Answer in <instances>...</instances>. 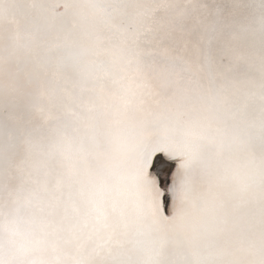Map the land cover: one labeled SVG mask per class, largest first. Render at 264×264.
I'll return each instance as SVG.
<instances>
[{"label": "snow or ice", "instance_id": "1", "mask_svg": "<svg viewBox=\"0 0 264 264\" xmlns=\"http://www.w3.org/2000/svg\"><path fill=\"white\" fill-rule=\"evenodd\" d=\"M0 264H264V0H0Z\"/></svg>", "mask_w": 264, "mask_h": 264}]
</instances>
